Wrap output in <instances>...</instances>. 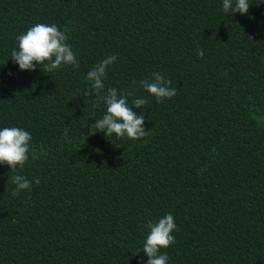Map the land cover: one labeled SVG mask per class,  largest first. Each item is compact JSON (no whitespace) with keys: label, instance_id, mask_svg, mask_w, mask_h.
Returning a JSON list of instances; mask_svg holds the SVG:
<instances>
[{"label":"trees","instance_id":"obj_1","mask_svg":"<svg viewBox=\"0 0 264 264\" xmlns=\"http://www.w3.org/2000/svg\"><path fill=\"white\" fill-rule=\"evenodd\" d=\"M248 2L0 0V129L32 137L23 167L0 164V264H146L145 225L169 213L167 264H264V0ZM38 23L66 34L78 68L19 70L16 38ZM156 72L174 97L140 86ZM108 88L146 100V137L88 136ZM18 174L31 188L14 196Z\"/></svg>","mask_w":264,"mask_h":264},{"label":"clouds","instance_id":"obj_2","mask_svg":"<svg viewBox=\"0 0 264 264\" xmlns=\"http://www.w3.org/2000/svg\"><path fill=\"white\" fill-rule=\"evenodd\" d=\"M248 0H222V7L225 12L232 14L239 13L246 15L249 9ZM18 49L11 52V60L18 65L20 71H35L40 66L43 72H52L63 65H72L78 68L76 56L70 45L66 43L67 36L60 31L55 24L38 23L30 27L24 34L17 36ZM203 56V52H198ZM117 57L107 56L98 62L86 75L89 88L85 92L87 95H96L104 89V79L107 69L114 64ZM135 84V81H133ZM171 81L165 79L160 73L152 74L150 80L140 81V86L157 102L170 99L177 93V89L170 86ZM132 93H121L115 88H108L107 92L99 97L106 107L103 116L96 119L88 128V136H94L103 132L105 137L115 135L117 138L127 137L131 140H140L148 135L143 125L145 117L143 114L137 115L133 108H141L146 100L137 98L132 101V106L128 103V97ZM98 106V104H97ZM30 133L18 127H5L0 129V164L7 165L10 170L16 167H23L28 160L30 151ZM12 181L16 186L13 195H19L23 190H29L31 183L23 175H14ZM39 183V179H35ZM148 234L143 241L141 251L147 257L146 264H167L168 257L161 253V249H166L175 243L172 235L176 229L172 214H166L158 222L149 221L145 225Z\"/></svg>","mask_w":264,"mask_h":264}]
</instances>
